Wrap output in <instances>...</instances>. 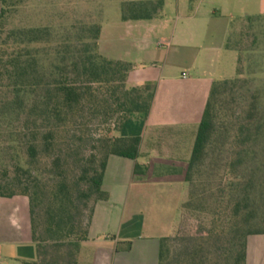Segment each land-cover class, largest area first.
<instances>
[{
	"label": "trees",
	"instance_id": "1",
	"mask_svg": "<svg viewBox=\"0 0 264 264\" xmlns=\"http://www.w3.org/2000/svg\"><path fill=\"white\" fill-rule=\"evenodd\" d=\"M0 3V198L29 201L37 260L22 264H78L94 206L109 200V158L137 160L141 141L91 127L119 117L120 133L129 115L150 112L155 86L130 85L133 65L99 51L91 15L57 32L24 22L26 0ZM164 7L123 0L122 20L161 19ZM225 49L237 53L236 76L211 88L159 264H247L249 237L264 235V15L234 19Z\"/></svg>",
	"mask_w": 264,
	"mask_h": 264
},
{
	"label": "crops",
	"instance_id": "2",
	"mask_svg": "<svg viewBox=\"0 0 264 264\" xmlns=\"http://www.w3.org/2000/svg\"><path fill=\"white\" fill-rule=\"evenodd\" d=\"M85 2L101 11L99 51L131 63L130 85L155 86V95L148 114L124 122L119 136L140 138L139 158H109L103 180L109 200L94 206L78 264H159L160 240L181 222L185 172L211 88L229 79L222 68L231 23L264 15V0H199L193 12L189 0H165L161 19L112 23L102 0ZM137 162L144 166L138 175ZM256 236L264 235L249 237L247 264L264 261V239ZM36 260L28 199L0 198V264Z\"/></svg>",
	"mask_w": 264,
	"mask_h": 264
},
{
	"label": "rangeland",
	"instance_id": "3",
	"mask_svg": "<svg viewBox=\"0 0 264 264\" xmlns=\"http://www.w3.org/2000/svg\"><path fill=\"white\" fill-rule=\"evenodd\" d=\"M85 1L86 0H26L27 7H25V10L23 11L22 17L26 24H51L53 29L57 32L60 29L69 27V25H71L74 21H89L88 15H91L92 20L99 22V20H101V11L88 6ZM102 2H104V19L106 22L112 23L116 19H122L121 3L118 0H102ZM195 7L196 6L191 4L190 11L193 12ZM171 15L173 16V23L175 20L176 10H172ZM234 57L235 61L233 59ZM236 58L237 53L233 51L225 53V65H223L222 71L224 70L228 73L225 75L226 78L231 79L236 76ZM257 77L261 81H264V74H260ZM120 121L119 117H115L104 122L95 123L92 125L91 131L94 134V137L119 136V132H117L116 129L119 127ZM23 198L24 197H19V199ZM256 237L264 239V236ZM253 238L250 241H252Z\"/></svg>",
	"mask_w": 264,
	"mask_h": 264
},
{
	"label": "built area",
	"instance_id": "4",
	"mask_svg": "<svg viewBox=\"0 0 264 264\" xmlns=\"http://www.w3.org/2000/svg\"><path fill=\"white\" fill-rule=\"evenodd\" d=\"M183 77L186 78L187 77V73L183 74Z\"/></svg>",
	"mask_w": 264,
	"mask_h": 264
},
{
	"label": "water",
	"instance_id": "5",
	"mask_svg": "<svg viewBox=\"0 0 264 264\" xmlns=\"http://www.w3.org/2000/svg\"><path fill=\"white\" fill-rule=\"evenodd\" d=\"M0 12H1V3H0Z\"/></svg>",
	"mask_w": 264,
	"mask_h": 264
}]
</instances>
